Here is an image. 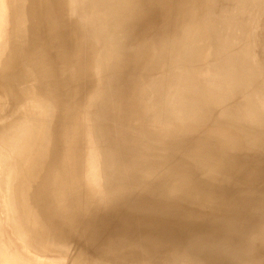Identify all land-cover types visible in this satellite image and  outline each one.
Wrapping results in <instances>:
<instances>
[{"label":"bare ground","instance_id":"obj_1","mask_svg":"<svg viewBox=\"0 0 264 264\" xmlns=\"http://www.w3.org/2000/svg\"><path fill=\"white\" fill-rule=\"evenodd\" d=\"M99 1L102 0H70L77 16L82 13L85 19L67 20L64 24L54 22L48 14L51 11L44 6L40 15L32 19V13L38 9L37 2H24L31 11L24 12L21 25L43 26L45 30L37 29L34 40L15 32L12 44L16 46V58L23 59L20 68L17 59L5 62L10 40L9 43L8 39L5 41L0 69L4 66L16 72L18 79L23 81L21 88L9 85L14 87L12 96L16 101L33 99L42 104L36 101L47 96L44 90L47 84L41 78L60 76L59 70L70 63L67 51L80 40L77 30L81 34L89 31L85 28L88 24L92 25L93 39L109 43L108 48L118 52L123 61L142 55L138 64L141 63L140 69H143L144 61L158 43L159 32L170 24L173 14L180 7L190 12L189 1L196 6L201 4L196 0H157L165 5L162 13L156 15L146 8L147 0H107L111 4L110 17L102 21L98 14L104 10H92L93 3ZM58 2H62V6L69 4L68 0ZM7 4L9 13L14 14L19 4L14 0ZM217 4L218 11L209 19L211 23L205 30L209 48L219 45L223 50L221 59L228 61L218 69L229 73L230 77L222 85L221 72L215 70L193 76V84L186 88L198 85L200 89L184 92L180 105L187 104L184 112L195 115L197 122L181 120L179 112L172 113V121L161 126L152 144L138 149L135 155H127L124 151L119 162L140 156L145 160L143 165L134 169L128 164L119 167L116 172L119 179L113 186L97 179L86 181L83 185H90V189L68 194L70 207L63 203L61 193L59 212L52 211L53 217L43 219L44 232L38 235L39 230L30 223L31 216L19 212L20 209L12 214L16 218L15 228L11 226L5 231L0 209V264H40L41 260L36 261L31 256L24 259L21 249L39 252L47 245L48 233L54 228L57 235L52 239L61 246L53 249L54 253L68 258L67 264H264V58L259 57V41L256 40L262 11L253 0H217ZM192 15L188 22L194 18ZM148 22L153 25L138 32ZM66 27L74 32L69 34ZM176 28L177 24H172L170 37L180 40ZM130 37L136 40L135 53H131L128 44ZM94 47L98 54L96 62L108 74L114 65L106 55L108 48L99 52L98 46L94 44ZM53 55H62V58L53 61ZM76 64V70L80 71L81 61ZM184 78L191 77L185 75L177 83L183 85ZM101 83L100 76L94 73L86 95L99 97L101 102L110 105L108 96L100 92L103 91ZM109 89L116 87L109 85ZM216 108L219 115L214 112ZM99 113L91 109L94 117ZM43 119V116L36 119V126L28 131L25 140L30 141H24L22 146L27 152L33 147L27 146L28 143H40L36 156L61 163L67 157L64 155L67 141L56 142L58 149L64 147L63 153L55 156L52 152L45 153L48 135L41 128ZM75 119L76 115L67 118L65 132L75 127ZM218 121L220 125H216ZM90 122L94 127L97 125L92 118ZM147 126L148 121L144 120L139 127ZM13 131L14 128H10L6 135L10 137ZM4 139V134H0V144ZM3 174L0 166V191ZM14 178L7 183L11 190ZM58 182L56 177L42 184L46 192L49 190L52 202H56ZM11 197L14 208L29 200L24 195L11 193ZM94 204H97L95 208H101L95 211L99 213L89 217L87 223L80 219L81 226L74 230L71 224L77 223L81 212ZM73 208L80 211L74 212ZM115 213L118 216H114ZM89 220L98 224L102 221V224L97 227ZM97 232L99 235L95 237ZM14 235L19 241L25 238L23 247L15 242ZM53 262L62 261L54 259Z\"/></svg>","mask_w":264,"mask_h":264},{"label":"rangeland","instance_id":"obj_2","mask_svg":"<svg viewBox=\"0 0 264 264\" xmlns=\"http://www.w3.org/2000/svg\"><path fill=\"white\" fill-rule=\"evenodd\" d=\"M8 1L0 0V57L3 54L5 41L8 39L9 43L10 40L5 62L8 60L11 62L16 61L17 59L20 68L23 59L16 58V55H14L16 54V46L12 44L15 32H20L27 39L34 40L37 38V29L43 31L45 28L31 24L21 25V19L25 16L24 12L31 11L29 7L24 5V2L30 4L34 0H14L16 4H19L14 14L9 13ZM35 1L38 9L35 14L32 13V19L36 15H40L39 11L43 6L44 9L47 7L51 11L48 14L56 23L64 24L67 20H75L76 18L77 21L81 18L85 19L82 13L77 16V12L74 11L75 7L71 6L70 0H68L69 4L63 6L62 2L60 3L58 0ZM64 1L66 2V0ZM196 1L201 3L200 6H196L195 2L189 1L190 12L180 7L173 14L170 24L161 29L159 38L156 40L158 43L154 45L152 54L144 61L145 67L143 69H140L141 63L138 64V60L143 58L142 55L135 56L130 61H123L118 52L111 51L112 49L108 48L109 43H103L99 38L95 41L92 37L91 24L85 27L89 31H83L81 34L80 30H77V36H80V40L75 41L67 51V59L70 63L65 69L63 67L59 70L60 76L49 75L41 78V81H45L47 84L44 88L47 96L46 99L36 101L41 102L43 106L38 102H33V99L16 101V97L12 96L14 87L21 88L23 81L18 79L16 72L12 73L6 70L7 68H4V66L0 69V134L5 136L4 141L0 144V166L3 168L4 173L3 183L1 184L3 187L1 186L0 191V209L3 215L0 214V216L2 215V224L5 225L3 227H6L4 228L5 231L8 232L11 226L14 227L16 218L14 219L12 214L15 210L17 213L20 209L19 212L31 216L30 223L39 230L36 234L38 235L44 232L43 225L46 223H43V219L53 217L52 211L59 212L61 193L63 194V203L70 207L72 203L67 201V198L69 199L68 194L86 188L90 189V185L88 187L83 185L86 181L90 182L97 179L99 182L111 183V186H113L116 180L119 179L116 173L119 167L128 164L134 169V167L137 168L143 165L145 160L140 156L136 159L127 158L120 164L119 162L124 151L127 155H135L139 152L138 149L152 144L161 126L172 121V113L179 112L181 120L191 123L197 122L198 119L195 115H187L188 113L184 112L187 104L180 105V102L184 92H188V89L197 91L200 88H198V85L187 88L186 86L193 84L195 74H203L206 70L221 72L218 67L223 66L225 63L227 65L228 61L225 58L221 59L223 50L219 45L214 49L209 48L208 33L205 30L211 23L209 19L218 11L217 0ZM253 1L255 6H258L262 11L259 18L261 24L257 26L256 40L259 41V57L264 58V24L262 23L264 0ZM146 2L148 10L150 9L156 15L162 13L165 2L157 0H147ZM92 8L93 11L104 10L98 14L102 21L109 19L111 4L107 0L94 2ZM191 14L194 18L188 22ZM172 24H177L176 32L181 35L180 40L170 37ZM152 25L150 22L143 24L138 32H142ZM66 28L69 30V34L74 32L71 28ZM191 32H193V35L190 34ZM203 35L206 36L205 39ZM94 44L98 46L99 52L102 48H108L107 51H110L106 55L110 57V63H114V65L108 74L96 62L98 54L95 52ZM128 44L132 48L131 53H135V38H128ZM55 48L59 49V47ZM36 52L39 53V50ZM60 58H62V55L59 57L53 55L52 60L55 61ZM79 61L82 64L79 66L81 67L80 71L85 72L84 74H81L78 69L76 70V63ZM194 66L199 70L196 71ZM94 73L100 76L102 80L101 90H103L100 92L108 96L110 105L101 102L99 97L88 98L86 95L88 83ZM185 75L191 78H184L183 85H181V82H179L180 84L177 83ZM229 77V73L221 72L220 81L222 85L228 81ZM9 85H14V87ZM109 85L116 87V89L110 90ZM117 87H119L118 90ZM85 104L86 108H83ZM91 109L99 111V116L94 117L91 114ZM148 109L153 112H141ZM27 110H29V113L26 112ZM214 112L219 115L217 108ZM71 115H76V125L75 127L71 126L70 132H65L67 118ZM216 115L215 117L218 118ZM41 116L44 117L41 128L48 135L47 144L44 148L45 153L52 152L54 153L53 156L57 153H63L64 147L58 149L56 142L67 141L66 151L64 150V155L67 157L61 163H58V160L44 161L36 156L40 143H28L27 146L33 145V147L27 152L22 146L28 137V131L36 126V119ZM90 118L97 121L95 127L90 122ZM144 120L148 121V126L140 129L139 126L143 124ZM216 125H220V121ZM10 128H14V131L8 137L6 133ZM28 141H25V143ZM12 177L15 178L11 190L10 184L7 183ZM56 177L59 181L58 189L55 191L56 202H52L49 190L46 192L42 184L48 183ZM11 193L15 196L24 195L29 200H25L19 207L16 204V208H14ZM3 201L6 203L3 204ZM96 205L94 204L90 209L81 212L82 215L78 222L71 224L74 230L81 226L78 224L80 219L84 220H81L82 223H87V219H91L89 217L99 213L95 211L101 208H95ZM77 210L80 211L77 208L72 209L74 212ZM115 215L118 216V213H115ZM10 222L13 223L9 224ZM74 223L78 225L77 228H75L77 225ZM90 224L98 227L102 224V221L99 224L95 222H90ZM54 229H51L50 234L48 233L50 239L47 245L39 252L27 251L23 247L25 238L22 240L19 238V241L18 237L14 235L18 240L15 239V242L23 247L21 249L22 257L28 259L31 256L36 261L39 259L42 262L40 264L47 262L67 264L68 258L54 253L53 249L61 247L59 243L54 242L52 239L54 235H57V231ZM98 235L97 232L95 237ZM54 238L57 239V237ZM37 240L39 239L37 238ZM54 259H60L62 262L54 263Z\"/></svg>","mask_w":264,"mask_h":264}]
</instances>
